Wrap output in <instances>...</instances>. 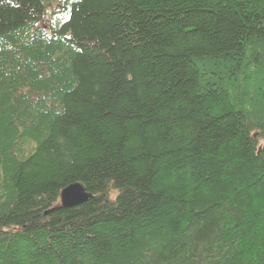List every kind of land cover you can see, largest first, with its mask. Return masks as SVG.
I'll return each instance as SVG.
<instances>
[{
    "label": "trees",
    "instance_id": "trees-1",
    "mask_svg": "<svg viewBox=\"0 0 264 264\" xmlns=\"http://www.w3.org/2000/svg\"><path fill=\"white\" fill-rule=\"evenodd\" d=\"M0 264H264V0H0Z\"/></svg>",
    "mask_w": 264,
    "mask_h": 264
},
{
    "label": "water",
    "instance_id": "water-1",
    "mask_svg": "<svg viewBox=\"0 0 264 264\" xmlns=\"http://www.w3.org/2000/svg\"><path fill=\"white\" fill-rule=\"evenodd\" d=\"M91 195L87 193L80 184L65 187L59 194V207L72 208L84 204Z\"/></svg>",
    "mask_w": 264,
    "mask_h": 264
},
{
    "label": "bare ground",
    "instance_id": "bare-ground-1",
    "mask_svg": "<svg viewBox=\"0 0 264 264\" xmlns=\"http://www.w3.org/2000/svg\"><path fill=\"white\" fill-rule=\"evenodd\" d=\"M73 185V184H72ZM70 186V185H69Z\"/></svg>",
    "mask_w": 264,
    "mask_h": 264
}]
</instances>
